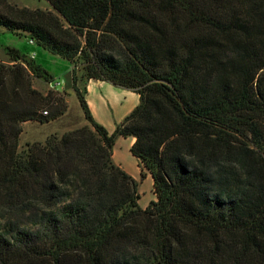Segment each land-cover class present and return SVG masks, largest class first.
I'll use <instances>...</instances> for the list:
<instances>
[{
  "label": "trees",
  "instance_id": "16d2710c",
  "mask_svg": "<svg viewBox=\"0 0 264 264\" xmlns=\"http://www.w3.org/2000/svg\"><path fill=\"white\" fill-rule=\"evenodd\" d=\"M0 0V26L72 64L91 125L20 149L23 123L50 122L68 93L18 48L0 60V264H264V0ZM133 89L112 134L80 81ZM47 111V113H44ZM153 178L113 158L116 136Z\"/></svg>",
  "mask_w": 264,
  "mask_h": 264
},
{
  "label": "rangeland",
  "instance_id": "374dc122",
  "mask_svg": "<svg viewBox=\"0 0 264 264\" xmlns=\"http://www.w3.org/2000/svg\"><path fill=\"white\" fill-rule=\"evenodd\" d=\"M11 3L21 7H29L32 9L41 8L53 10L48 0H9ZM29 37L24 34H18L0 26V60L8 61L9 57L4 51L5 46L18 48L28 57H33L51 74V81L62 82L56 89L50 86V82L44 79L34 77L33 86L43 92L49 89L58 93L67 91L68 93V109L55 120L41 123L38 121H27L23 123V131L20 136V149L22 150L28 142L44 141L48 135L52 133L62 134L71 127H80L82 125H91L86 119L84 109L73 88L72 84V68L73 64L59 55L53 54L39 44H30ZM79 86L84 91L86 85L80 81ZM122 88V87H120ZM123 90V89H120ZM118 91L112 95V100L106 103H94L90 110L93 119L98 124L103 125L110 134L116 131L117 126L132 112V110L140 103V96L136 92L132 95H124ZM95 93L90 94L89 99L94 100ZM87 99V94H85ZM88 101V99H87ZM106 101V100H105ZM70 127V128H69ZM132 136H116L113 151L118 156L116 160L121 159L132 165L129 174L133 176L138 185L139 199L138 204L145 208L155 200L156 196L153 191V178L149 172L141 170L137 158L131 152ZM135 171V172H134ZM134 173V174H133Z\"/></svg>",
  "mask_w": 264,
  "mask_h": 264
},
{
  "label": "crops",
  "instance_id": "0c3cea01",
  "mask_svg": "<svg viewBox=\"0 0 264 264\" xmlns=\"http://www.w3.org/2000/svg\"><path fill=\"white\" fill-rule=\"evenodd\" d=\"M120 87H122V88H120ZM120 89H123V90H120ZM118 91H121L120 93H122V94H124L126 96L132 95V93L135 92L131 88H128V87H125V86H121V85H117V84H114V83H112L110 81L101 80V79L90 80L86 84V94H87V99H88V103H89V106L90 107L94 103H96V101L97 102H101L103 104V103H106L109 100H112V95L115 94V93H117ZM93 92L95 93L94 100L93 99L91 100L89 98H90V94L93 93ZM71 128L74 129V127H71ZM134 141H135V138H132L131 143H133ZM117 156H118V154L116 153V151H113V158H114L115 162L117 164H119L128 173H130L131 170H132L131 169L132 168V165L130 163H127V162L122 161L121 159H118V161H117L116 160V157ZM138 164H139V161H138ZM139 167H140V165H139Z\"/></svg>",
  "mask_w": 264,
  "mask_h": 264
},
{
  "label": "built area",
  "instance_id": "2783aa9c",
  "mask_svg": "<svg viewBox=\"0 0 264 264\" xmlns=\"http://www.w3.org/2000/svg\"><path fill=\"white\" fill-rule=\"evenodd\" d=\"M29 42L31 44H34L35 43V41L33 39H29ZM60 84H62V82H58V81L50 82L51 87L54 88V89H56ZM44 113H47V111H44Z\"/></svg>",
  "mask_w": 264,
  "mask_h": 264
}]
</instances>
